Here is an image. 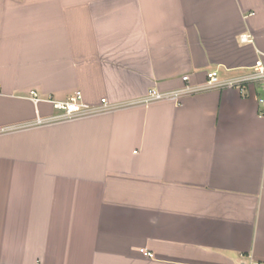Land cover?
Masks as SVG:
<instances>
[{"label":"crops","instance_id":"obj_1","mask_svg":"<svg viewBox=\"0 0 264 264\" xmlns=\"http://www.w3.org/2000/svg\"><path fill=\"white\" fill-rule=\"evenodd\" d=\"M259 60L264 0H0V129ZM0 264H264V82L0 135Z\"/></svg>","mask_w":264,"mask_h":264},{"label":"built area","instance_id":"obj_2","mask_svg":"<svg viewBox=\"0 0 264 264\" xmlns=\"http://www.w3.org/2000/svg\"><path fill=\"white\" fill-rule=\"evenodd\" d=\"M250 37L244 35L241 37L242 42H248ZM251 73L245 76L234 78L228 81H222L218 72L214 71L207 75V80L202 88L195 89L191 86L189 76H184L183 81L187 84L179 89L169 92H162L158 89H151L143 98L128 101L125 103H111L108 99H102L100 104L97 106H91L84 102L82 92L78 91L73 96H71L67 101H56L51 97L47 99H41L37 93H32L31 100L38 104L40 101H46L52 105V107L59 111V114L51 115L48 117H42L38 114L37 118L31 122L24 125L5 127L0 129V135L7 134L19 130H25L30 128L50 126L53 124H58L62 122H69L78 119H84L88 117H93L96 115L116 112L119 110L139 107V106H149L156 103L162 102H173L179 104L181 100L193 93L205 90H212L215 88H240L242 91L246 86L250 84H258L264 82V61L259 60L256 64L250 68ZM263 103V100H260ZM152 256V255H149Z\"/></svg>","mask_w":264,"mask_h":264}]
</instances>
